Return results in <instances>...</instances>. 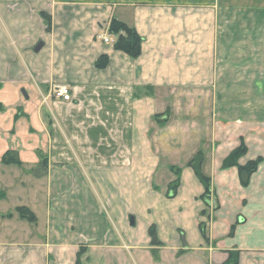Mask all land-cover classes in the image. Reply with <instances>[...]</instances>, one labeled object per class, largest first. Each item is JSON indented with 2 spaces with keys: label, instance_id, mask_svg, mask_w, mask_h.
Listing matches in <instances>:
<instances>
[{
  "label": "crops",
  "instance_id": "obj_1",
  "mask_svg": "<svg viewBox=\"0 0 264 264\" xmlns=\"http://www.w3.org/2000/svg\"><path fill=\"white\" fill-rule=\"evenodd\" d=\"M112 19L143 38L138 59L103 42ZM241 145V166L261 160L247 187L222 168ZM9 151L20 167L2 164ZM199 152L206 220L188 167ZM111 168L119 182L105 180ZM172 168L181 185L168 199ZM17 188L18 215L0 213V264H48L49 251L54 264H77L81 250V264H225L230 253L264 264V0H0V204ZM19 222L39 231L37 244L7 241Z\"/></svg>",
  "mask_w": 264,
  "mask_h": 264
},
{
  "label": "trees",
  "instance_id": "obj_2",
  "mask_svg": "<svg viewBox=\"0 0 264 264\" xmlns=\"http://www.w3.org/2000/svg\"><path fill=\"white\" fill-rule=\"evenodd\" d=\"M46 19L48 28L47 30L51 29L50 18L48 16L43 15ZM108 33L114 37H116V43L114 45V49L117 52H121L132 59H138L142 54V44L143 38L139 35L135 28L128 26L127 24L117 20L112 19L108 26ZM109 64V58L107 56H102L96 63L95 67L98 70H104L107 68ZM167 115V112L164 116ZM163 116H157L155 119L159 120ZM18 118V116H17ZM163 121L161 120L160 123ZM247 148L244 145H241L237 149H235L231 154L224 160L222 164L223 169H230V168H237L240 173L241 183L244 187H247L250 183L251 177L257 171L261 160H255L247 163L244 166L239 164L240 160L246 155ZM41 164L43 167H46V161L41 158ZM204 163V155L202 152L196 154L193 159L190 161L188 167L193 170L195 176L201 182L204 187V194L201 196V200L204 202L206 208L210 206V198L212 195L211 190V180L210 178L206 177L202 171ZM2 164L10 166H21V161L19 156L15 152H7L2 158ZM171 171L175 175V180L169 185L167 198L174 199L177 195L178 189L181 185V174L182 170L177 168H172ZM18 213L21 219L28 220L30 223L36 222V217L34 214L25 207L19 208ZM205 212H203L204 216ZM201 234L203 235L204 239H207L206 235V223L202 222L199 226ZM150 236L152 240V245L157 246L161 245L158 241L156 230L154 227L150 228ZM83 250L80 251L78 254L77 264H81V257H82ZM238 254L230 253L229 259L225 264H238Z\"/></svg>",
  "mask_w": 264,
  "mask_h": 264
},
{
  "label": "rangeland",
  "instance_id": "obj_3",
  "mask_svg": "<svg viewBox=\"0 0 264 264\" xmlns=\"http://www.w3.org/2000/svg\"><path fill=\"white\" fill-rule=\"evenodd\" d=\"M113 38L115 39V41L112 40ZM108 39L110 40V43L109 44H114L115 45V43H116V37H114V36H112V35L109 34ZM145 145L150 146L152 148V150H157V152H160V146L161 145H160L159 142L157 143L154 139H152V141L150 143L149 142H147V143L145 142ZM126 146H127V143H126ZM180 146L181 145L179 144V147ZM129 148H131V145H130ZM128 162H130V160L127 159L126 160V163H128ZM115 169L116 168L107 169L106 172H104L105 175H106V179L105 180L107 182H119L118 180H120L121 174L120 173H115L114 172ZM87 174H88V177H89L88 187L91 189L93 197L95 196V198L98 199L99 198L98 194H100L99 184L96 181L95 176L91 172H88ZM13 192L14 193H11V195H9V198H8V200L6 202L0 204V213H5V212L11 211L13 209V207L18 203V201L16 199V197H17L16 196V193L17 194H21L20 193V189L17 188ZM129 200L130 201H136L137 205H139V202L135 198L134 195L129 196ZM114 201L117 203L116 200H114ZM129 206H131V203H130ZM127 207H128V205L125 206L126 209H127ZM133 209H136V208L133 207ZM217 209H218L217 205L214 204V206H213V212H216ZM208 210L209 209L206 208L205 211H203V212H205L204 216H203V212H201V214H200L201 219L206 220L207 215H208ZM17 215L18 214H17V212L14 209L11 211V213L9 215L7 214V216L9 218H14ZM39 217H40V214H39ZM8 223H10V222L8 221ZM201 223H202V221L199 223V226H200ZM4 224H7V223H4ZM20 224H21V222H19V225H14V227H12V228H14L13 229V234H12L13 236H11L10 238H8L7 241L9 243H13V244H20V245L21 244H27V245H33L34 246V244L37 241V238L35 237L36 236V232H39V231H37L34 227H29L26 230H24V228ZM27 224H29V223H27ZM17 226H20V227H17ZM21 231H23V233H25L24 236L20 235V234H22ZM17 235H20V236H17ZM0 241H4V239H2V235H0ZM38 243H40V242H38ZM49 249H51V248H49ZM48 254H49V257H50L49 258V261H48V264H54L55 263L54 262V257H53V255H51L52 254L51 251H49Z\"/></svg>",
  "mask_w": 264,
  "mask_h": 264
},
{
  "label": "built area",
  "instance_id": "obj_4",
  "mask_svg": "<svg viewBox=\"0 0 264 264\" xmlns=\"http://www.w3.org/2000/svg\"><path fill=\"white\" fill-rule=\"evenodd\" d=\"M103 42L109 44L110 40L107 37H104ZM54 94L63 102H72L71 90L68 86H57L54 90Z\"/></svg>",
  "mask_w": 264,
  "mask_h": 264
},
{
  "label": "water",
  "instance_id": "obj_5",
  "mask_svg": "<svg viewBox=\"0 0 264 264\" xmlns=\"http://www.w3.org/2000/svg\"><path fill=\"white\" fill-rule=\"evenodd\" d=\"M42 47H43V45H42V44H39V45L37 46V48L35 49V51H36V52H39V51L42 49ZM131 221H132V225H134V219H133V218L131 219Z\"/></svg>",
  "mask_w": 264,
  "mask_h": 264
}]
</instances>
